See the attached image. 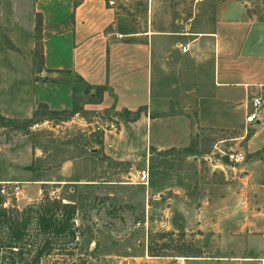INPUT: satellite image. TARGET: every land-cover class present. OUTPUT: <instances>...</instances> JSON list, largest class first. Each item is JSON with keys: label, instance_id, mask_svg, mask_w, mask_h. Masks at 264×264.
Returning <instances> with one entry per match:
<instances>
[{"label": "crops", "instance_id": "crops-1", "mask_svg": "<svg viewBox=\"0 0 264 264\" xmlns=\"http://www.w3.org/2000/svg\"><path fill=\"white\" fill-rule=\"evenodd\" d=\"M132 1L1 0L0 30L11 29L6 37L14 51L0 44V115L29 118L38 104L69 109L78 76L81 83L105 87L100 101L89 103L96 109L131 113L144 106V114L146 109L170 111L154 116L146 112L145 117L142 110L137 117L144 116L156 152L188 146L191 135L200 136L199 128L237 129L229 139L233 145L244 139L239 148L249 156L242 163L231 166L217 158L187 178V186L199 194L196 229L204 233L198 237L214 242L200 246V253L185 257L182 264H258L256 258L264 256V153H252L264 146V104L249 135L242 136L240 130L247 126L243 117L248 97L261 93L264 101L259 88L264 85V19L246 11L241 2L227 0L218 4L212 21L188 24L175 33L164 21V8L153 9L157 0H134L147 8L132 24L122 9ZM33 28L39 34L36 68L30 55L26 59L18 54L20 46L31 49L32 39L23 33ZM153 72L161 93L149 107ZM236 107L242 112L234 121ZM68 165L66 158L64 176ZM80 173L75 171V176Z\"/></svg>", "mask_w": 264, "mask_h": 264}, {"label": "rangeland", "instance_id": "rangeland-1", "mask_svg": "<svg viewBox=\"0 0 264 264\" xmlns=\"http://www.w3.org/2000/svg\"><path fill=\"white\" fill-rule=\"evenodd\" d=\"M157 1L153 9L164 8L169 29L180 33L188 24L196 27L212 21L218 4L227 0ZM237 1L257 19H264V0ZM146 8L143 2L133 0L122 9L126 18L137 24ZM11 32L9 27L0 30V44L14 51L6 37ZM23 34L32 39L33 45L30 50L20 46L22 51L18 54L26 59L30 55L36 68L39 34L35 28ZM159 81L153 72L149 107L159 99ZM74 84V100L81 107L78 113H43L29 124L24 118L0 119V181H17L22 185L16 197L2 195L4 207H13L17 212L29 206L38 208L45 197L73 203V235L41 233L32 217L18 253L7 246V229L0 228V264H20L44 241L47 249H43L38 264H182L185 257L200 253V246L211 245L214 239L198 237L204 233L196 229L199 194L187 186V178L193 169L206 168L217 158L228 164L227 156H220L219 151L241 152L242 163L249 156L239 148L244 139H238L235 145L229 139L238 130L199 128V137L190 136L189 149L170 147L156 152L148 141L151 130L147 128L145 132L144 116L137 118L142 112L134 117V111L123 114L91 107L93 97L82 92L81 82L76 80ZM146 112L150 116L171 113L146 109L145 117ZM241 112V107L232 109L234 121ZM249 126L240 130L242 136L249 135ZM259 153H264V146L252 154ZM66 158L71 169L64 176L62 161ZM144 166L148 171L146 186L136 182V173ZM75 171L83 174L75 176ZM177 184L181 185L180 193L176 192Z\"/></svg>", "mask_w": 264, "mask_h": 264}, {"label": "trees", "instance_id": "trees-1", "mask_svg": "<svg viewBox=\"0 0 264 264\" xmlns=\"http://www.w3.org/2000/svg\"><path fill=\"white\" fill-rule=\"evenodd\" d=\"M40 51V48H39ZM39 56V52H38ZM78 82L81 81L80 77H76ZM74 87L72 86V99L69 109L62 110H52L49 109L45 104H38V106L33 110L29 118H25L23 121L25 123H33V119L38 115L46 113L50 116L53 115H66L71 116L75 113H78L81 110L80 106H77L74 100ZM105 90V87L102 85L91 86L86 83H82V92L93 97V100L90 103H97L100 101L102 92ZM144 109V106H138L134 110V117H137L140 111ZM123 114H129L130 111L123 109L121 111ZM0 119H4L3 116H0ZM7 121H10V118H6ZM183 149H189V146L184 147ZM2 195H0V228H6L7 233V246L9 248H15V251L21 253V245L24 242V237L26 235V230L28 225L31 223L33 217V223L35 224L38 231L41 233H50L51 235H62L67 233L73 235L71 229V219L74 213V204L70 202H62L58 198H48L45 197L42 203L39 204L38 208L26 207L25 209L17 212L11 207L2 206ZM33 213V214H32ZM32 214V215H31ZM25 244V243H24ZM47 241H44L42 246L35 251L30 258L23 259L20 264H38L39 256L42 251H45ZM46 248V249H45ZM45 249V250H43ZM9 264H12L9 262Z\"/></svg>", "mask_w": 264, "mask_h": 264}, {"label": "built area", "instance_id": "built-area-1", "mask_svg": "<svg viewBox=\"0 0 264 264\" xmlns=\"http://www.w3.org/2000/svg\"><path fill=\"white\" fill-rule=\"evenodd\" d=\"M111 3V0H108ZM186 46H181V50H185ZM260 91L264 90V85H259ZM263 96L261 93L251 94L247 101L245 102L244 117L243 121L247 125L255 124L259 120L261 109L263 108ZM220 152L221 155L227 156V163L229 165H234L240 163L243 160V155L241 152H232L229 150L227 154ZM136 182L140 185L146 186L148 183V171L147 167L139 169L136 173ZM22 185L17 181H0V195L3 196H13L16 197L21 191ZM5 205V200L2 202V206ZM258 264H264V256L256 258Z\"/></svg>", "mask_w": 264, "mask_h": 264}]
</instances>
